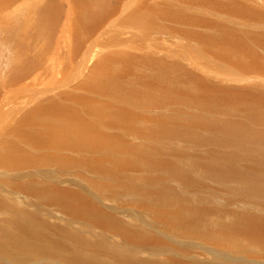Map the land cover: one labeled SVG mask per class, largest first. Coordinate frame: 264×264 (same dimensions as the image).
<instances>
[{
    "label": "rangeland",
    "instance_id": "obj_1",
    "mask_svg": "<svg viewBox=\"0 0 264 264\" xmlns=\"http://www.w3.org/2000/svg\"><path fill=\"white\" fill-rule=\"evenodd\" d=\"M40 105L81 138L31 150ZM10 143L40 169L0 164L1 254L30 229L49 264H264V0H0Z\"/></svg>",
    "mask_w": 264,
    "mask_h": 264
},
{
    "label": "bare ground",
    "instance_id": "obj_2",
    "mask_svg": "<svg viewBox=\"0 0 264 264\" xmlns=\"http://www.w3.org/2000/svg\"><path fill=\"white\" fill-rule=\"evenodd\" d=\"M76 11H80V10H76ZM138 14H139V12L136 13L135 15L139 16ZM52 17H54V16H52ZM52 19L53 18H51V20ZM129 23H131V21ZM94 26H95V24H94ZM71 30H73V29H71ZM87 34L89 35V33H87ZM90 35H89V37H90ZM84 37H85V35H84ZM235 62L237 63L236 60H235ZM22 80H24V79H22ZM29 87H31V86H29ZM40 106H42V107L37 108L34 111L32 110V112L27 114L26 117L22 118V121L20 122V124H21L20 128H22L21 132H20V134L17 132L18 137H21L24 141H26V143H27L26 145H28L31 150L34 149V150H37L39 152L40 151L44 152V151H49V150L51 152V149L57 150V148L59 150H62L63 148H66L69 140H77V139L81 138L82 130L79 128L80 118H78V120H75L73 117L70 116L69 112H66L64 109L61 111V117H58V116H55L53 114L47 113V107L46 106H43V105H40ZM74 110H76V109L74 108ZM79 112L80 111H78L76 113L79 114ZM88 130L90 131V128H88ZM9 145H11L10 149L7 150L6 152H4V154H2V157H0V164L2 165L1 166L2 168L4 165H6V166L12 168L13 170L27 169V168L33 169V170H35L37 168L40 169V167L36 163L35 156L29 154L28 149H27L28 151L27 150L24 151V150L19 149L18 145H12L11 143ZM13 147H14L13 150L16 149V151L13 154L6 156V154L9 153V151ZM84 148H88V147L84 146ZM19 153H21V154L19 155ZM51 161L52 160H49V158H48L47 163L49 164ZM65 162H67V161H64V163ZM30 183L35 184L36 182L35 183L30 182ZM39 186H41V184ZM31 188H37V187L32 186ZM37 190L38 189H36V191ZM39 193H40V191H39ZM21 194H23V193H21ZM46 199H47V197H46ZM78 200H80V199H78ZM84 201H86V200L84 199ZM35 232H32V231H30V229H28L25 231L22 230L20 232V234L17 233L16 239L11 241V243L8 244L9 246L4 249L2 254L0 253V258L5 259L7 261L9 259L11 261L14 260L16 262L14 264H17V263L18 264H28V262L32 260L31 259L32 255H36L39 258L41 256V260L43 257L47 256V258H46L47 262L43 263V260H44L43 259L42 261H40V264H49V260H50V259H48L49 256L51 257V256H54L56 254H54L53 251L50 250V248L48 250L47 244L50 243L48 240L46 241L45 244H42L40 242L43 234L35 233ZM16 254L18 256H21L24 260H15ZM76 262H77V260H76ZM53 264H55V263H53Z\"/></svg>",
    "mask_w": 264,
    "mask_h": 264
}]
</instances>
